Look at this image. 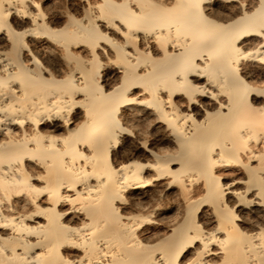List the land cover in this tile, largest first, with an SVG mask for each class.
Returning <instances> with one entry per match:
<instances>
[{"label":"bare ground","instance_id":"6f19581e","mask_svg":"<svg viewBox=\"0 0 264 264\" xmlns=\"http://www.w3.org/2000/svg\"><path fill=\"white\" fill-rule=\"evenodd\" d=\"M0 264H264V0H0Z\"/></svg>","mask_w":264,"mask_h":264}]
</instances>
